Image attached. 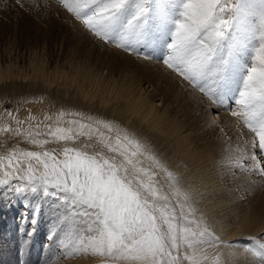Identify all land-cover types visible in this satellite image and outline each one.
<instances>
[{
    "label": "snow or ice",
    "instance_id": "1",
    "mask_svg": "<svg viewBox=\"0 0 264 264\" xmlns=\"http://www.w3.org/2000/svg\"><path fill=\"white\" fill-rule=\"evenodd\" d=\"M56 3L99 41L113 44L129 55L142 56L133 45L141 38L139 29L148 11L147 0H56ZM130 6L133 14L120 29L123 13ZM181 7V19L175 25L163 65L218 106L235 95V103L241 109L232 115L243 118L258 139L256 146L264 152V0H258V6L257 0H184ZM257 16L258 27L253 31ZM252 36L259 41V47L253 49L252 63L246 65L242 81L233 90L226 80L230 58L244 51ZM95 124L113 131L110 123ZM85 128L89 131L84 132ZM93 132L99 133L104 148L115 156L64 148L65 158L60 161L48 151L26 152L22 154L29 160L26 168L22 161L13 166L11 157L7 165H2L5 170L0 185L20 181L23 187L17 188V192L57 197L65 212L52 229L53 237L58 229L71 236L77 221L88 226L87 232L77 237V252L91 249L93 254L107 255L113 260L130 258L139 264H178L173 251L179 253L183 243L187 242L191 248L194 243H205V235L212 239L207 228L194 232L181 226L179 221H186L183 211L179 217L174 210L165 214L168 204L157 203L167 201V197L158 196L153 186L156 173L138 167L142 163L138 158L150 160L169 179L175 177L146 142L125 131L118 133L112 144L111 138H105L99 127L93 129L92 124H80L78 130L57 128L51 135L60 141H70ZM32 160L38 167H33ZM174 194L182 196L192 207L191 192L176 188ZM149 196L154 199L149 200ZM195 211L192 208L193 215ZM157 212L159 216L155 215ZM189 232L197 238L188 241L185 234ZM259 247L264 249V245ZM185 259L199 264L200 258L193 255Z\"/></svg>",
    "mask_w": 264,
    "mask_h": 264
},
{
    "label": "bare ground",
    "instance_id": "2",
    "mask_svg": "<svg viewBox=\"0 0 264 264\" xmlns=\"http://www.w3.org/2000/svg\"><path fill=\"white\" fill-rule=\"evenodd\" d=\"M73 32L76 42L71 39L74 44L70 42L69 45L72 44L74 60L66 61L68 72L63 67L49 70L48 63L41 61L29 63L31 76L10 63L0 67V107L6 101H11V106L16 110V113L10 114L0 109V137L4 132L25 125L52 136L51 133L57 128L78 130L80 124H92L93 129L99 127L104 137L111 138L110 143L115 144L118 134L116 127L110 132L102 125L95 124L96 121L120 126V132L124 131L121 129L123 127L127 133L137 137L141 133L140 129L143 135L145 132H153L161 140L167 141V148L160 160L174 174L175 179H169L166 172H161L145 157L138 158L142 161L138 167L156 173L153 186L166 195L167 201L164 203L168 204L169 209L193 216L199 226L207 228L217 239V243L209 242V247L194 243L189 248L186 242L179 250L188 257L198 256L199 264H257L250 249H246L243 243L248 237H262L264 233V175L258 176L254 169H248L249 165H243L254 151L250 148L252 142L248 132L228 115L213 113L216 110L209 103L210 109L204 105L207 113L199 109V97L196 94L189 95L186 84L178 78L169 77L162 67L147 68L138 58L142 63L139 66L115 53L105 58V48L100 49L94 40L77 27ZM175 103L176 111L171 116V107ZM183 104L189 108L185 111L186 123L180 124L176 117H180L184 110ZM83 131L89 130L85 128ZM77 138L103 145L99 133L93 132ZM9 150H4L0 156V179L5 170L2 165H7L10 157L13 166L18 161H25L24 156H16ZM61 157L56 156L57 160L62 161L65 157ZM32 161L38 167L36 161ZM141 178L147 180L146 176L141 175ZM13 182L16 181L11 184ZM5 186L0 185V191ZM176 188L180 192L193 194L191 208L196 209V217L188 214L186 206L189 202L184 201L182 196L176 195V199H172L169 193L175 192ZM6 191L12 193L9 187ZM17 199L22 201L24 197L18 195ZM38 200L33 198L32 201L37 204ZM182 203L185 210L181 209ZM33 207L36 210V205ZM23 227L27 228L26 224ZM2 232L0 223V236ZM237 240L239 244L235 242ZM68 242L67 248L72 245V250L67 253L71 264L73 260L86 258L89 261H85V264H95L99 263V259L105 260L107 257L93 254L91 249L87 252L75 251L78 247L76 238ZM63 245L59 244L60 250H63ZM61 264L68 263L63 261ZM122 264L139 262L127 258ZM188 264H192V260L188 259Z\"/></svg>",
    "mask_w": 264,
    "mask_h": 264
},
{
    "label": "rangeland",
    "instance_id": "3",
    "mask_svg": "<svg viewBox=\"0 0 264 264\" xmlns=\"http://www.w3.org/2000/svg\"><path fill=\"white\" fill-rule=\"evenodd\" d=\"M43 1L45 0H0V67L4 64L6 65L10 63L11 66H15L19 71H22V73L30 74L28 68L29 63L44 62L48 63L49 70L54 67H63L64 70L68 72L65 63L68 60H74V54L72 55L71 52L73 51L71 49L72 44L69 45V43L72 42L74 44V42H76L73 31L77 27L81 32L94 40L99 45L100 49L105 48L107 50V52L104 53L105 58H108L107 55L110 53H115L126 61L136 63L139 66L142 63H145L147 68L160 66L165 70V73H168L169 77L171 76L175 79L178 78L184 82L189 90V95L196 94L199 97V109L207 113L204 105L209 108V103L216 110L213 113H223L231 117L238 125L248 132L252 142L250 148L254 151L250 153L247 160L248 162L245 161V163H243L244 167H248L249 165L248 169H254L258 176L264 175V152L256 146L258 145V139L245 125L242 117L232 115L233 111H240L241 109V106L235 103L237 97L233 95L225 102V104L218 106L212 103L198 90H193L192 86L187 81H184L179 75L169 70L162 63L165 56L169 53L168 45L171 43L175 25L181 19V6L184 0H147L145 6L148 11L145 14L139 29L141 38L138 39L133 46L140 55L149 57V59H143L142 56H137L135 53L129 55L127 52L115 47L113 44H105L99 41L85 30L82 24L70 13L63 9L62 6L58 5L56 0H47V2ZM132 14L133 8L130 6L123 13L119 25L120 29H123L127 19ZM66 17L69 19L70 23L67 22L68 20ZM71 24L75 26V28L72 27ZM65 25H68V28ZM69 27L71 28V32ZM257 27L258 16L256 17V24L253 26V31H256ZM62 35H64V37ZM41 36L45 39H42ZM71 39L74 42L71 41ZM258 47L259 41L252 36L248 43V47L244 51L230 58L226 80L233 90H235L242 81L246 65L252 63V57L254 55L253 49ZM138 58L142 60V63ZM133 59L135 61H133ZM31 75L32 73L28 76ZM23 82L24 81H22V85L24 84ZM158 105L159 103L156 102V106ZM175 106L176 103L171 107V116L175 114ZM183 106L184 110L180 113V117H176L180 124L186 123L185 111L189 108L184 104ZM0 109L4 110L3 112L6 113H16V110L11 106V101H6ZM196 114L198 115V113ZM113 127H116L119 134L126 131L125 128L121 127L124 131L120 132V126ZM140 132L139 137L133 134L131 135L146 142L150 146L152 152L160 159V156L167 148V141L165 142V140H161V137L159 135H154L153 132H145L144 135L142 129H140ZM33 141L36 142L34 143ZM85 145H91V147H85ZM64 148H76L81 151H86L89 154L103 152L107 156L116 155L108 152V150L98 142L96 143L95 141L84 140L81 138H76L72 141H60L53 136H49L46 133L27 125L17 128L14 131L10 130L4 132L3 136L0 137V156L4 150L11 149L8 152L12 151L16 156H23V153L30 151L39 152L41 154L48 151L55 153L56 156L63 157ZM117 159L122 158L117 157ZM28 163L29 160H26L25 158V161L23 162L25 168ZM31 163L33 164V167H37L33 161H31ZM7 187L12 190V193H7ZM19 187H23V182L16 181L13 182V184L10 183L9 185H6L5 189L0 191V223L3 228V235L0 236V264H61L63 261L71 264V262H68L70 261L68 259L70 256H67V253L72 250V245L67 248L69 246L68 240L77 239L78 236L83 235L87 232L88 226L80 225L79 221H77L75 230L72 232L71 236H67L65 231H60L58 229L57 235L53 237L52 229L54 225L57 224L58 217L65 212V206L54 196H42V194H33L30 191L17 192L16 189ZM155 189L158 196H166L165 194H162L159 188L155 187ZM169 194L173 196V200L176 199L174 192H170ZM18 195H22L24 199L22 201L17 199ZM33 198H38L39 203L34 204L35 202L32 201ZM148 199L152 200L154 198L149 196ZM157 203L164 204V200H157ZM34 205H36V210H33ZM42 210L45 212H42ZM169 210H166L165 214L173 211L171 209ZM183 210H185V208H183ZM186 210L188 211V214L193 215L191 207L186 206ZM174 214L179 217L181 212L174 211ZM155 215L159 216L160 213L157 212ZM195 215L196 211L194 216ZM185 217L186 221H197L193 216L185 215ZM186 221H179V223L183 227L191 228L194 232L204 230L201 225L199 226V223L188 224ZM176 222L177 221H174V223ZM157 223H160V221L158 220ZM24 224H26V227L29 226L25 228L23 227ZM166 227V225L162 226L163 229H166ZM47 231L48 234H46ZM88 234L91 235L94 233ZM186 235L188 241L197 238L193 237L191 232L186 233ZM263 236L264 233L262 234V237ZM262 237L259 235L256 238L248 237L243 243L246 249H250L251 256L255 262L257 260V264H264V249L259 247L260 245H264V239ZM62 240L64 245L62 246L63 250H60L59 244ZM204 240L206 242L202 244L207 245L208 247L209 242L217 243V239L213 236L212 239H210L205 235ZM235 242L239 244L238 240ZM185 243L183 244L185 245ZM197 246H200V244ZM65 248L69 250H64ZM173 255L177 256L178 264H188V259H185V257H188L186 253L179 250V253L173 251ZM126 259L127 258L113 260L111 257L107 256L105 260L99 259V263L95 264H122ZM85 261H89V259H76L72 261V264H85Z\"/></svg>",
    "mask_w": 264,
    "mask_h": 264
}]
</instances>
